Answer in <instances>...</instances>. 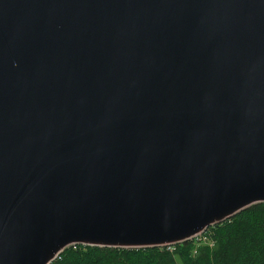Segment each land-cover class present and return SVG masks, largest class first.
<instances>
[{"label": "water", "instance_id": "obj_1", "mask_svg": "<svg viewBox=\"0 0 264 264\" xmlns=\"http://www.w3.org/2000/svg\"><path fill=\"white\" fill-rule=\"evenodd\" d=\"M260 204L264 0H0V264Z\"/></svg>", "mask_w": 264, "mask_h": 264}, {"label": "trees", "instance_id": "obj_2", "mask_svg": "<svg viewBox=\"0 0 264 264\" xmlns=\"http://www.w3.org/2000/svg\"><path fill=\"white\" fill-rule=\"evenodd\" d=\"M204 236L213 241V247L196 248L195 241L133 250L76 246L52 264H264V204L210 228Z\"/></svg>", "mask_w": 264, "mask_h": 264}, {"label": "built area", "instance_id": "obj_3", "mask_svg": "<svg viewBox=\"0 0 264 264\" xmlns=\"http://www.w3.org/2000/svg\"><path fill=\"white\" fill-rule=\"evenodd\" d=\"M204 235H205V234L199 236V237L196 238L194 241L197 242L198 246H200L201 244H206L207 246L213 247V246H214L213 241L210 240L209 238H206ZM58 257H59V256H58ZM58 257H57V258H58ZM57 258H56V259H57ZM56 259H55V260H56ZM55 260H54V261H55ZM54 261H53V262H54ZM51 264H52V263H51Z\"/></svg>", "mask_w": 264, "mask_h": 264}, {"label": "rangeland", "instance_id": "obj_4", "mask_svg": "<svg viewBox=\"0 0 264 264\" xmlns=\"http://www.w3.org/2000/svg\"><path fill=\"white\" fill-rule=\"evenodd\" d=\"M194 243H195V246H196V248H197V245H198V244H197V242H194ZM178 262L180 263V261H179V260H178Z\"/></svg>", "mask_w": 264, "mask_h": 264}]
</instances>
